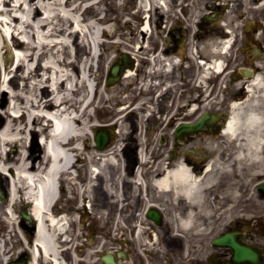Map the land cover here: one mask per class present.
<instances>
[{
	"label": "bare ground",
	"instance_id": "obj_1",
	"mask_svg": "<svg viewBox=\"0 0 264 264\" xmlns=\"http://www.w3.org/2000/svg\"><path fill=\"white\" fill-rule=\"evenodd\" d=\"M104 2L105 0H0V92L8 98L7 106L0 108V115L6 117L5 125L0 128V178L10 194L7 206L0 202V221L1 215L6 214L9 226L16 220L11 213L12 207L19 200L31 202L32 212L38 223V246L52 264H68L59 258L60 249H86L84 260L91 264L96 253L94 249L102 244L99 242V246L93 248H89V244H77L75 238L80 237V233L68 231V225L77 222V209L70 207L71 213L68 214V207H65L68 199L66 188L82 184V189L77 193L78 204L81 199L90 202V192L97 191L100 210L108 208L109 213L112 211L113 190L120 169L117 151L115 148H108L104 152L94 151L91 147L88 148L87 143L89 135L94 136L93 128L98 124L94 123L95 112L104 110L106 104L114 101V94H110L105 86L102 87L94 76L95 69L103 71L106 64L111 66L114 60L110 53H102V49L106 43H110V48L114 49L122 44L124 47L121 53L131 54L133 59L144 58L146 50L143 45L139 46L140 42L131 46L121 38L110 42L103 39L105 35L113 33L104 15ZM184 2L185 0L182 4ZM114 3L118 7L125 5L123 0H114ZM168 5L169 0L138 1L136 9L137 13H141L143 27L140 33L143 36L151 30L153 15L158 17L162 7L168 9ZM186 7H196L201 11L215 10L216 16L220 9L228 7L231 11L240 10L241 16L246 12L251 14L252 11L264 10V0H190ZM118 20L123 22L124 29H127L126 25L135 29L131 16L123 15ZM249 25L251 28L257 26L255 22H250ZM261 28H264L263 23ZM12 32L20 35L26 44L15 38ZM258 38L263 48L264 33ZM10 40L18 48L10 55L12 63L8 65L2 52L5 48H11ZM230 45V41L224 42L214 37L202 47L203 53L215 60L211 61V65L206 62L199 64L202 72L200 85L204 86L212 73L220 75L224 72V60H216V57L222 52H228ZM259 47L257 51L262 52ZM151 56L148 80L144 84L147 90L145 96L132 109L128 105L130 98L122 99L123 107L117 110V117L114 119V124L118 127L115 134H120L123 124L133 117L140 121L149 116V119L158 121L157 109L162 114L171 102L174 107L178 105V99L173 101L169 98L172 91L169 89L170 81H162L160 78L158 85L152 84V80L159 74L163 75V61H168L167 67L170 68L171 63L177 60L164 58L161 53ZM155 65L158 68L153 73ZM255 67L258 73L242 86L247 94L246 98L231 106L230 118L222 133L224 140L219 143L223 149L213 150V158L206 163L204 169L200 171L199 165L190 166L186 160H181L172 167L163 164L157 166L152 174L153 185L159 191L165 192L175 202L182 201L186 205V214L177 217L176 222L183 229V236L187 229L197 236L198 264H210L214 255L219 264H231L228 253L232 256V252L227 253L222 248L212 250L209 241L227 229L232 224L229 221L237 214L243 224L250 222L248 208L238 213L245 195L248 201L258 198L261 212L258 222L264 221V195L255 194L250 188L251 181H264V60L258 61ZM10 73H13L11 78ZM134 74L135 67L131 68L129 65L123 76L121 90L129 87L135 78ZM13 77L22 79L17 87L11 83ZM26 89L31 90L30 95ZM180 107L189 110L190 115L198 110L194 103ZM173 118L177 119L176 114L172 115L170 122ZM132 122L131 131L133 127L136 129L134 120ZM38 131L45 134L41 143L39 142L43 149L42 155L29 154L23 150L15 155L11 152L10 146L22 140L30 143L32 135ZM73 142L76 143L75 147L70 146ZM74 155L85 158V170L88 168L90 173L88 176L74 175ZM141 155L142 163H147L144 151ZM189 157L195 159V156ZM66 173L70 174V180L63 179ZM243 173L246 175V183L234 179ZM223 178L227 183L222 190H218L217 184ZM134 179H140V176ZM69 191L71 193L70 189ZM57 201L63 206V214L60 216L51 212V207ZM103 215L104 217L99 216L95 221L100 223L101 219L108 218V213ZM212 221H215L213 230L209 227ZM88 243L91 245L93 239L90 238ZM78 261V257L74 256L72 264H77Z\"/></svg>",
	"mask_w": 264,
	"mask_h": 264
},
{
	"label": "flooded vegetation",
	"instance_id": "obj_2",
	"mask_svg": "<svg viewBox=\"0 0 264 264\" xmlns=\"http://www.w3.org/2000/svg\"><path fill=\"white\" fill-rule=\"evenodd\" d=\"M179 3L180 0H169L168 9L162 7L160 10L154 23L155 37L151 38L152 51L150 54L154 56L161 53L164 58L177 60L174 61L176 64L171 63L170 68L167 67L168 61L162 62L164 74L161 80H168L169 85L174 86L170 89L172 91H170L169 98L178 99V102L180 99L186 100L188 104L194 103L197 107L201 103L204 107L202 111L198 110L196 115L191 116L179 114V111L184 109H181L178 103L172 109L167 107L162 114L169 113L167 116L169 121L172 115L176 114L177 119L173 118L170 122L173 123L172 125H175L176 121L180 123L198 121L206 111H210L216 120L204 133L186 136L181 143L177 142L175 129L170 138L166 134H161L160 142L164 140V145H169V147L153 146L148 150L144 149L147 163L141 161L142 149L139 146L137 148L128 146L122 150L126 163L117 172L118 180L113 190V204L110 213L108 208L100 210L98 192L93 190L95 210L100 211L102 215L108 213L106 220H111L110 230L115 234L114 236L109 235L107 229H101L100 226H104L106 220L101 221L103 224L97 223L101 239L96 240L94 245L97 246L99 242L102 244L98 249H94L96 253L92 257L91 264H198L196 260L199 249L197 236L188 229L183 236V229L176 222L177 217L186 214V205L182 201L172 204L171 197L153 185L152 174L157 166L163 164L172 167L175 162L181 160H186L190 166L199 165L200 171L204 169L210 159L204 153L202 155L206 158L201 161L190 158L189 156L197 158L199 155V148L192 147V144L199 139L204 141L222 136V129L230 118L231 106L246 98L247 94L242 89L243 83L258 73L255 66L264 58V50L261 48V41L257 44L260 35L259 27L251 28L249 25L250 22L256 23V21L247 20L248 22L243 24L241 31H238L240 24L232 22L236 26L235 30H231L227 28L230 21L223 20V11L219 12V26H217L215 21L205 19L215 11H204L201 15L194 16L193 10L189 7L183 6L178 9ZM246 15L238 16V18L244 19ZM217 32L222 33L224 37H230L231 45L225 60V70L219 77L212 73L202 86L200 85L202 72L198 66L204 62L211 65L213 59L205 55L201 49L209 43L210 39L214 38L213 35ZM258 46L262 52L257 51ZM148 63L150 61L145 62L146 69L149 71ZM157 68L158 65H155L154 71ZM184 82L187 85L186 88L190 89L189 100L184 97L185 93L177 97L176 86L182 88L183 85L178 84ZM188 117L191 120L185 119ZM138 175L140 179H134ZM61 207L62 205L54 207L53 213L58 216L62 215ZM70 207H68V214L71 213ZM82 212L85 213L84 210ZM11 213L16 220L9 226L8 223L1 226L0 229V264H52L38 246V223L32 213V205L28 202H21L12 207ZM97 217L99 218V215ZM85 225L82 226L85 227ZM212 226L209 225L210 228H213ZM67 229L69 232L72 230L70 225ZM229 230L238 236L241 243L258 251L263 260L262 264H264V247L253 241L247 228L236 222ZM215 239L214 237L209 241L212 250L217 249L214 244ZM222 249L231 251L233 256L232 249ZM85 254L86 249L77 251L60 249L58 252L59 258L64 259L68 264H72L74 256L79 259L77 264H87L84 260ZM213 258H216L215 255Z\"/></svg>",
	"mask_w": 264,
	"mask_h": 264
},
{
	"label": "rangeland",
	"instance_id": "obj_3",
	"mask_svg": "<svg viewBox=\"0 0 264 264\" xmlns=\"http://www.w3.org/2000/svg\"><path fill=\"white\" fill-rule=\"evenodd\" d=\"M182 1L183 0H180V3L177 5L178 9L183 7ZM186 1H185V3L187 5L190 2V0H188L187 2ZM123 2H125V5H120L118 7L114 3V0H105L102 8L104 10L105 17L107 18V24L112 27L113 33H112V35H108V34L105 35L103 37V39L106 42H110V41L117 40L118 38H121V40L126 41V43H129L131 46H135L136 43L140 42L139 46L143 45L146 48L145 55H143L145 58L146 56L150 55V53L152 51L151 38L155 37L154 23H155V20L157 19V17L153 15L152 20H151V24H152L151 25V31L148 32L147 36H143L140 33V29L143 27L142 20H141V13L140 12L137 13V9H136L137 5L134 6V8H132V5H131L129 0H123ZM192 10L194 12V16H196V14L201 15L205 11V10L201 11L200 9H198L196 7H195V9H192ZM178 11L180 13V10H178ZM239 11L240 10L231 11L228 7L223 9L222 16H223L224 21L227 22L226 20H229L231 23V24L228 23L227 28H229L231 30H235L236 25H233L232 22H236L237 25L240 24V26H238L239 27L238 31H241L243 24L247 23L248 22L247 20H250V21H256L257 27H259V34L264 33V28L263 29L261 28V24L262 23L264 24V10L252 11L251 14L244 12L245 15L247 14L244 17V19L238 18V16H240ZM102 15H103V13H102ZM123 15H126V17H130V16L132 17V19H133L132 23H133L135 29H131V27L129 25H126L127 29H124V27H122L123 22L121 20H118V18L120 19V17ZM108 19H110V21ZM213 36L218 38V39L219 38L225 39L223 34L220 32L215 33ZM259 41H261V40L258 38L257 44L260 43ZM263 45H264V41H263ZM122 47H124V45L121 44V46H119L117 49H114V48H110V43H106L105 47L102 49V53H105L106 55L108 53H110L111 54L110 57H111V59H114L113 60V62H114L120 56ZM5 52H6V49L3 50L2 55L5 54ZM9 52H10V50H9ZM85 56H86V54L84 53L83 57L85 58ZM261 60H264V58ZM138 62H139V64H138L137 73L141 74L142 78L147 77L146 71H148V69H146V64L143 61V58L138 59ZM11 63H12V61L9 60L8 65H10ZM110 67L111 66H109V64H106L103 71H99L97 69L94 70V76L97 77L100 85L102 87L105 86V88H107V90L110 94H114V101L109 103V104H106V107H104V110H101V111L97 110L95 112L94 123L97 122L98 124L93 128V130L99 126H105L107 128L116 127V130H117L118 127H117V125L114 124V119H115V117H117V110L119 108L123 107L122 99L125 97H129L130 103H128V105H131V109H132V106H134L136 103V101L133 102L135 100V97H140L139 89H133V88H131V85H129V87L127 89L121 90L123 79L118 84H116L114 86L106 87L107 86L106 85V79H107V75H108ZM8 73H9V70H8ZM12 74L11 73L9 74L10 78L12 77ZM139 77L140 76H138L136 78L139 79ZM132 81H135V78ZM20 82H22V79H20V77L19 78L13 77L12 81H11L12 85L16 86V87L18 86V84ZM27 83H28V81H27ZM178 85H183V87L182 88L177 87V90H176L177 97H179V96L181 97L182 94L185 93L184 97L187 98V100H189L190 99V96H189V90L190 89L186 88L187 85L185 84V82L179 83ZM173 88H174V86H171L169 89H173ZM26 90L28 91V94L30 95L31 90H29V89H26ZM6 98H7L6 94L0 92V108H3L1 106V103ZM178 103L180 106H182L184 104L185 105L188 104V102L186 100L183 101L182 99H180V102H178ZM173 107H174V103L171 102L170 106L168 108L172 109ZM203 107H204V105L200 103L199 104V111H202ZM182 113L186 114V115H190L189 111H186V110L179 111V114H182ZM156 115H158L159 123H156L154 121V119L153 120L149 119V116L141 118L140 121L137 118L133 117L132 120H134V122L136 124V129H134V127H133V130L131 131V125H133V122H132V120H127L123 124L121 133L115 134L112 137V143L108 147L109 148H115V150L117 151L116 153H117V156L119 159L120 168H122L123 164H125V159L122 155V150L128 146L136 147L137 143H141L142 147L147 146L146 147L147 150H148V148L153 147V146L169 147V145L165 146L164 144H161L162 142H160L159 137L161 134H166V136L168 138H170L172 132L174 131L175 127L177 125H179L180 121H176L175 125H172L173 123H170L169 120L167 119V116L169 115V113L159 114L158 109H157ZM0 116H1V118H4L3 115H0ZM185 117H187V116H185ZM185 119L191 120L190 117L185 118ZM21 120L24 121V118H22ZM23 135H25V134H23ZM131 138H133V140ZM223 140H224V138L222 136L217 138V139H210V140L206 139L204 141L199 139V140L194 141V143L192 144V147L205 148L208 152V157L211 160L213 158V150H215L216 148H217V150L223 149L219 145L220 141H223ZM87 143H88V148L91 147V149H93L94 151L97 150L95 147V143H94V136L92 137L91 134L89 135ZM208 146H210V148ZM14 147H17L18 151L23 150L29 154H33L30 152L31 142L29 143V141L22 140V142H19L17 144L14 143L12 146H10L11 152L15 155L16 152L14 153L12 150ZM145 147H143V148H145ZM34 155H38V154L36 153ZM202 156H204V155H202ZM195 159H197V160L200 159V156H198V158H195ZM84 171H85V164L83 166L79 162V164L76 166L77 175L79 177H85L86 173H84ZM228 179L230 180L229 177H228ZM234 179L237 181H241V183L242 182L246 183L245 173H243L240 177H238V176L235 177ZM226 183H227V180L225 178H223L219 181L216 188L218 190H222L224 188V184H226ZM263 183H264V181H263ZM260 184H262V183H259L258 180L251 181L250 188L253 189L255 194L260 193L257 190V187ZM82 187H83L82 184L79 186L69 187V189L71 190V193H70V191H68V199H67V202L65 204V207L71 206V207H76V209H78L79 205H81V204L83 205V203H84L83 199H81L80 204H78V202H77V198H78L77 193L79 190L82 189ZM161 198H163L162 195H161ZM21 202L22 201L19 200L16 203V205H18ZM93 202H94V193L92 190L90 192V202H88V203L93 206V210H92L93 212H91V213L88 212V215H86L87 214L86 211H85L86 214L82 212V216L80 219L81 222L79 221L80 223L77 222V223H74L72 225V230H74L76 233H80V237L75 238L76 243L77 244L83 243L84 245L89 244V246H90L89 248L95 247L96 245H94V244H96L95 243L96 240L100 241V239H101L99 236L101 232L99 230H97L98 225H97V221H95V220H96L97 215H99V216H103V215L101 214L100 211L95 210V205ZM172 202H171L172 204L179 203V202H175L173 199H172ZM217 204H218V201H217ZM240 207L241 208L239 209L238 213H240V210H245L248 208V211H250L248 215H250L252 217L251 218L249 216L250 222L248 224H243L242 220L239 219V217H240V216H238L239 214H237L235 217H233L229 221V223H235L236 221H238V222H240V224H243L244 226H246L247 230L249 231V233H251V235L253 237V241L255 243H257L258 245L264 247V221H263L264 218L262 219L263 222L261 221L263 224L258 222V220L261 218V212H260L259 207H258V198L256 197L253 200L248 201V198L245 195L244 198L240 202ZM75 216H77V213H75ZM6 218H7L6 214L1 215L0 229H1V226H4L5 223L7 222ZM76 218H78V217H76ZM237 218H238V220H237ZM104 220H106V219H101L102 222ZM83 221H85V223ZM101 221L99 224H103ZM110 221L111 220L104 221V226H100V227H101V229H107V234L114 236L115 233L110 230ZM214 223H215V221H212L210 224V225H213L212 226L213 228L215 225ZM83 224H86L85 227L82 226ZM229 227H232V225H230ZM213 228H210V229L213 230ZM225 230L226 229L222 230L220 233H222ZM220 233H219V235H220ZM90 238H92L93 242H94L92 245H90V243H88ZM218 251H219V253L221 252V250H218ZM228 252L229 251H227V253ZM228 254H229V258H230L231 254L230 253H228ZM226 264H229V263L226 262Z\"/></svg>",
	"mask_w": 264,
	"mask_h": 264
},
{
	"label": "water",
	"instance_id": "obj_4",
	"mask_svg": "<svg viewBox=\"0 0 264 264\" xmlns=\"http://www.w3.org/2000/svg\"><path fill=\"white\" fill-rule=\"evenodd\" d=\"M207 20L213 21L212 18H207ZM128 65L129 60L127 56L123 55V57L111 67L107 78V85L114 86L118 84L125 68ZM1 106L3 108L6 106L5 100L2 101ZM215 120V116L206 113L197 123H186L179 126L177 128L175 136L177 140L180 141L186 136H190L196 133H202L207 128H210L214 124ZM4 123L5 120L0 117V128L3 127ZM95 132V142L97 148L99 150H104L107 147L109 138L114 133V130H108L104 127H101L96 129ZM32 144L34 152H41L36 135L33 136ZM1 185L2 183L0 181V186ZM257 189L264 195V184L259 185ZM0 200H7V193L5 191L0 192ZM214 243L216 246L230 247L233 249V264H262V260L258 253H256L252 248L244 246L241 242H239L237 236L233 233L224 234L223 236L217 238Z\"/></svg>",
	"mask_w": 264,
	"mask_h": 264
}]
</instances>
